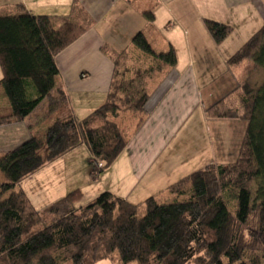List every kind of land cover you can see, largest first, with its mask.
<instances>
[{"label":"trees","instance_id":"trees-1","mask_svg":"<svg viewBox=\"0 0 264 264\" xmlns=\"http://www.w3.org/2000/svg\"><path fill=\"white\" fill-rule=\"evenodd\" d=\"M22 8L0 15V85L8 100L0 108V124L25 120L44 99L55 116L43 134L0 155V264H93L117 253L124 264H264V78L249 77L235 90L242 111L229 101L232 93L208 108L209 118L248 122L239 155L172 184L173 202L149 197L140 216L139 205L109 191L79 206L83 193L74 190L41 212L33 207L16 187L49 163L82 144L95 158L92 175L118 158L145 121L148 72L154 69L128 76L130 69L115 60L105 104L79 121L57 83L56 58L89 24L64 18L57 25L56 17ZM205 25L217 43L234 31L213 19ZM133 43L152 55L160 70L177 64L174 48L157 53L142 32ZM245 60L253 63L250 73L264 75V24L228 62L236 66ZM124 112L141 117L131 135L119 122Z\"/></svg>","mask_w":264,"mask_h":264},{"label":"crops","instance_id":"crops-1","mask_svg":"<svg viewBox=\"0 0 264 264\" xmlns=\"http://www.w3.org/2000/svg\"><path fill=\"white\" fill-rule=\"evenodd\" d=\"M22 6L33 14L56 17L57 25L64 18L89 24L88 31L56 58L60 71L57 83L66 89L79 121L105 104L115 60L135 47L133 37L137 33H144L153 49L161 45V53L174 48L177 54V64L162 83H149L147 117L126 147L127 159L122 158L123 151L108 168L92 175L95 158L82 144L17 185L38 212L74 190L83 193L77 203L80 206L109 191L145 207L149 197H159L156 187L160 179L178 170L179 165H170L171 161L166 170L169 173L152 169L174 122L182 121L192 111H201L208 128L207 141L186 159L208 161L198 170L237 160L248 122L209 118L207 110L227 95L232 93L229 100L235 96L243 80L242 67L232 66L228 60L264 24V0H0V15L20 13ZM205 19L231 25L234 31L217 43ZM206 69L222 72L210 74ZM2 77L3 72L0 80ZM4 98L7 100L1 86L0 99ZM54 116L49 101L44 99L25 120L0 124V155L33 134H43ZM94 176H99V181L90 185ZM181 179L171 180L161 190L171 192V185Z\"/></svg>","mask_w":264,"mask_h":264},{"label":"rangeland","instance_id":"rangeland-1","mask_svg":"<svg viewBox=\"0 0 264 264\" xmlns=\"http://www.w3.org/2000/svg\"><path fill=\"white\" fill-rule=\"evenodd\" d=\"M156 48L157 49H154V50L157 53H161L160 52L161 45H159ZM122 55H125L121 57L122 65L124 63L125 64L124 67H128L130 69V73L128 74V76H134L136 70L146 71V70L154 69L151 72H148L150 73V76L147 78L148 89L151 88L149 83H152V84L155 83L154 86H159V84L162 83L163 78L167 74V72L172 69L169 66L162 67L161 70L158 69L157 60L149 53H146L140 49L138 50L136 46L132 47L130 51L124 52ZM238 65H241L242 67L241 69L242 75H243L242 82L249 77H251L253 80H258L257 82H260L264 78V75L262 76V74L259 75L257 74V72L255 73V70H253L252 73L249 72L250 69L253 68V63L250 60H245L241 64H238ZM236 69H238V67H236L235 70ZM206 70L210 74H213L214 72H215L214 74H220L222 72L220 69H217L216 71L214 69H206ZM1 73H2V69L0 67V74ZM238 98L239 97L236 95L230 99L231 101L230 100L229 101L233 102L242 111V107L239 103ZM6 104H8V100H6V98L0 99V105L2 107L7 106ZM142 117H143L142 119L144 120L146 119L147 115L145 117L144 116ZM140 120H141V117L135 116L134 114H131L130 112L121 113V116L119 118V122L121 126L130 135L133 134L135 129H137ZM207 129H206L205 122L203 121V118L201 116V111H192L182 121L174 122L173 128L167 134L168 135L167 142L165 143L161 151H159L158 153V156L156 159L157 164L152 170H154V172L163 170L162 172H160V173H163L167 170V167L169 166L170 161H171L170 165L175 164V165H179V167H177L178 170H176L175 173H171L169 177L168 176L162 177L160 179L161 183L157 187L154 186L157 188V190H159V197L157 198V200H159L160 202H168V203L173 202L175 199H177V195L172 194L169 191L167 192L162 191L161 189L164 186H167L168 183L173 182L171 180L181 179L187 176V174H191L197 171L202 165L208 162L204 159H201V160L199 159H195V160L188 159L187 160L186 159L190 155H192L193 151L197 150L198 146H201V143L203 144L207 141ZM138 134H139V131H137V133L133 137H137ZM126 149L124 150V153L122 154L123 159H127L128 157L127 155H129V151L128 149L127 150ZM99 167H101V164L99 165ZM97 179H99V176L91 177L90 185L92 184L96 185L98 183L97 181H99ZM81 181L83 180L81 179ZM139 205H140L139 215L142 216L145 214L146 208L142 205V203ZM231 207H234L233 203H231ZM260 252L262 253V251ZM63 264H71V262H66ZM93 264H124V263L120 261L119 255L117 253L109 258L99 260ZM129 264H138V263L132 262Z\"/></svg>","mask_w":264,"mask_h":264},{"label":"built area","instance_id":"built-area-1","mask_svg":"<svg viewBox=\"0 0 264 264\" xmlns=\"http://www.w3.org/2000/svg\"><path fill=\"white\" fill-rule=\"evenodd\" d=\"M100 164H98V166H99Z\"/></svg>","mask_w":264,"mask_h":264}]
</instances>
